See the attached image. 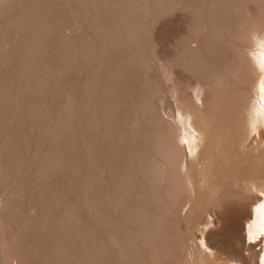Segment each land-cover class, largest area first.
Segmentation results:
<instances>
[{
  "label": "rangeland",
  "instance_id": "obj_1",
  "mask_svg": "<svg viewBox=\"0 0 264 264\" xmlns=\"http://www.w3.org/2000/svg\"><path fill=\"white\" fill-rule=\"evenodd\" d=\"M263 36L264 0H0V264H264Z\"/></svg>",
  "mask_w": 264,
  "mask_h": 264
},
{
  "label": "bare ground",
  "instance_id": "obj_2",
  "mask_svg": "<svg viewBox=\"0 0 264 264\" xmlns=\"http://www.w3.org/2000/svg\"><path fill=\"white\" fill-rule=\"evenodd\" d=\"M241 28H242V27H241ZM242 30H243V29H242ZM258 33H259V32H258ZM258 33H257V37H260V36H259L260 33H259V34H258ZM261 35H262V34H261ZM263 37H264V36H263ZM260 38H262V37H260ZM260 38H256V40H257V39H260ZM261 40H263V39H260L259 41L262 42ZM263 41H264V40H263ZM262 44H264V43H260V45H262ZM263 46H264V45H263ZM263 46H262V47H263ZM263 48H264V47H263ZM250 51H251V50H250ZM249 53H250V52H249ZM250 55H252V54H250ZM257 55H258V54H257ZM249 57H250V56H249ZM255 58H256L257 60L259 59V60H258V61H259V64H256V65H258V66H260V67H262V68L264 69V56L261 54V56L258 55V58H257V57H255ZM255 58H252V59H253V63H254V59H255ZM256 59H255V60H256ZM257 60H256V61H257ZM256 61H255V62H256ZM257 63H258V62H257ZM232 66H233V64H232ZM258 66H257V67H258ZM248 69H249V68H248ZM248 69H247V70H248ZM256 69H257V68H256ZM251 70H252V69H251ZM263 71H264V70H263ZM255 73H256V72H255ZM257 73H259V72H257ZM260 73H261V72H260ZM261 74H262V73H261ZM256 75H257V74H256ZM258 75H259V74H258ZM258 75H257V76H258ZM240 76H241V75H240ZM249 76H250V75H249ZM260 76H262V75H260ZM263 76H264V73H263ZM263 76H262V77H263ZM232 77H233V76H232ZM235 77H236V76H235ZM250 78H251V77H250ZM259 78L261 79V77H259ZM229 79H230V78H229ZM243 79H244V76H243ZM256 80L258 81L257 83H258L260 86H262V84L259 83V80H258V79H256ZM256 80H255V81H256ZM255 81H254V82H255ZM260 81H261V80H260ZM262 81H263V80H262ZM218 82H220V81L218 80ZM245 83H248V82H245ZM255 83H256V82H255ZM263 83H264V81H263ZM230 85H231V84H230ZM254 86H255V85H254ZM243 87H244V86H243ZM256 87H259V86L256 85ZM221 88H222V87H221ZM245 88H246V87H245ZM245 88H244V90H245ZM250 88H251V87H250ZM250 88H249V89H250ZM259 88H260V87H259ZM261 88H263V87H261ZM238 89H239V88H238ZM233 90H236V89L234 88ZM240 90H241V89H240ZM261 90H262V89H261ZM238 91H239V90H238ZM238 91H237V92H238ZM239 93H240V91H239ZM247 93H248V92H247ZM236 94H237V93H236ZM263 98H264V91H263ZM235 100H236V99H235ZM249 100H251V99L249 98ZM224 101H225V100H224ZM244 101H245V103H246V99H245ZM235 102H236V101H235ZM237 102H238V101H237ZM240 102H241V100H240ZM251 102H252V100H251ZM257 102H258V101H257ZM248 103H249V104H248ZM248 103H246V104H248V105H246L247 108H250L251 110H253V108L255 109V108H256V105H257V106H258V107H257V108H258V109H257L258 113L262 111V110L260 111L259 104H256V103L254 104V103L252 102L251 105H250V102H248ZM238 104H239V103H238ZM243 104H244V103H243ZM253 105H254L255 107H254ZM248 106H250V107H248ZM252 106H253V108H251ZM222 107H223V106H222ZM241 107H242V103H241ZM243 107H245V106H243ZM195 108H196V107H195ZM219 108H220V107H219ZM224 109H225V108H224ZM198 110H199V109H198ZM203 110H204V109H203ZM207 110H208V109H207ZM209 110H210V109H209ZM232 110H233V107H232ZM236 110H237V109H236ZM242 110H243V109H242ZM251 110H250V111H249V109H248V110H245V113H246V111H247V114L249 113V115H248V117L250 116L249 119H250V118L253 119V117H256V116H253V117H252V114H250V112H253L254 110H253V111H251ZM219 111H220V110H219ZM191 112H192V111H191ZM222 112H223V111H222ZM240 112H241V111H240ZM262 112H263V111H262ZM243 113H244V112H243ZM194 114H195V113H194ZM223 114H224V113H223ZM256 114H257V113H256ZM191 115H192V113H191ZM191 115H190V116H191ZM199 115H200V113H199ZM242 115H243V114H242ZM260 115H261V114H260ZM260 115H258L259 118H260ZM196 116H197V115H196ZM204 116H205V115H204ZM204 116H203V117H204ZM219 116H221V115H219ZM233 116H234V115H233ZM243 116H246V115H243ZM261 116H262V115H261ZM194 117H195V116H194ZM189 118H190V117H189ZM216 118H217V117H216ZM196 119H198V118H196ZM243 119H245V118H243ZM246 119H247V116H246ZM249 119H248V120H249ZM256 119H258V118H256ZM260 119H261V118H260ZM178 120H179V119H178ZM190 120H191V119H190ZM192 120H193V119H192ZM261 120H262V119H261ZM261 120L259 121V119H258L257 121H259V123L261 124ZM184 121H185V120H184ZM221 121H222V120H220V122H221ZM249 121H250V120H249ZM188 122H191V121H188ZM194 122H195V121H194ZM196 122H197V121H196ZM200 122H201V121H200ZM208 122H209V121H208ZM220 122H219V123H220ZM219 123L217 124V126L219 125ZM247 123H248V125H249L250 122H247ZM189 124H191V123H189ZM189 124H188V125H189ZM193 124H194V123H193ZM209 124H210V123H209ZM220 124H221V123H220ZM250 124H253V122H251ZM185 125H186V124H185ZM194 125H195V126H194ZM194 125H191L193 130L195 129V128H193V127H196V124H194ZM197 125H198V124H197ZM205 125H206V124H205ZM213 125H214V124H213ZM176 126H177V125H176ZM191 126H190V131H192V130H191ZM199 126H200V125H199ZM207 126H208V124L206 125V127L204 126V127H205L204 130H203V126L200 127V128H202V130L205 131L206 128H207ZM209 126H210V125H209ZM215 126H216V125H215ZM220 126H221V125H220ZM240 126H241V125H240ZM242 126H243V125H242ZM246 126H247V125H246ZM253 126H254V125H253ZM257 126H258V125H257ZM182 127H184V126H182ZM187 127H188V126H187ZM211 127H212V126H211ZM218 127H219V126H218ZM247 127H248V126H247ZM249 127H250V126H249ZM251 127H252V126H251ZM251 127H250V128H251ZM213 128H214V127H213ZM241 128H243V127H241ZM252 128L254 129V127H252ZM252 128H251V129H252ZM258 128H259V126L257 127V129H258ZM197 129H198V127H197ZM229 129H230V128H229ZM246 129H247V128H246ZM202 130H201V129H200V130H196V132H197V131H200V132H201ZM233 130H234V129H233ZM177 131H178V130H177ZM177 131H175V133H177ZM223 131H224V130H223ZM230 131H231V130H230ZM184 132H185V131H184ZM196 132H195V133H196ZM214 132H216L215 129H214ZM232 132H233V131H232ZM175 133H174V134H175ZM188 133H189V132H188ZM188 133H187V134H188ZM195 133H194V134H195ZM204 133H205V132H203V133L201 132L200 134H201V135L203 134V136H204ZM208 133H209V132H208ZM217 133H218V132H217ZM230 133H231V132H230ZM230 133H229V134H230ZM236 133H237V132H236ZM242 133H244V132H242ZM249 133H250V132H249ZM214 134H215V133H214ZM218 134H219V133H218ZM222 134H223V133H222ZM222 134H221V137L223 138L224 136H222ZM178 135H179V134H178ZM183 135H184V134H183ZM164 136H165V138L168 137V136H166V135H164ZM172 136H174V135H172ZM194 136H195V135H194ZM207 136H208V135H207ZM219 136H220V135H219ZM160 137H161V136H160ZM175 137H176V134H175ZM178 137H179V136H178ZM171 138H172V137H171ZM196 138H198V137H196ZM202 138H203V137H202ZM213 138H214V137H213ZM217 138H218V137H217ZM225 138H226V137H225ZM173 139H174V138H173ZM177 139H178V138H177ZM189 139H190V138H189ZM210 139H211V138H210ZM210 139L207 140V142L209 141V144H211L213 141H215V140H213V139H212V141H210ZM165 140H167V139H165ZM170 140H171V139H170ZM174 140H175V139H174ZM163 141H164V140H163ZM196 141H197V140H196ZM173 142H174V141H173ZM197 142H198V141H197ZM197 142H196V143H197ZM203 142H204V141H202V144H203ZM207 142H206V143H207ZM210 142H211V143H210ZM216 142H217V140H216ZM165 143H166V142H165ZM178 143H179V142H178ZM180 143H181V142H180ZM196 143H195V144H196ZM217 143H218V142H217ZM217 143H216V144H217ZM166 144H167V143H166ZM175 144H176V143H175ZM199 144H200V143H199ZM212 144H213V146H214L215 142H213ZM196 145L198 146V144H196ZM206 145H207V144H206ZM164 146H165V145H164ZM178 146H179V145H178ZM211 146H212V145H211ZM169 147H170V146H169ZM206 147L208 148V145H207ZM198 148H200V147L198 146ZM218 148H219V147H218ZM241 148H242V147H241ZM167 149H168V148H167ZM202 149H203V148H202ZM208 149H209V148H208ZM210 149H211V148H210ZM214 149H215V148H213V150L211 149V152L214 151ZM171 150H172V149H171ZM204 150H205V149H204ZM256 150H259V149L256 148ZM176 151H177V150H176ZM180 151H181V150H180ZM174 152H175V151H174ZM262 152L264 153V151H262ZM178 153H180V152H178ZM178 153H177V155H178ZM212 153H213V152H212ZM169 154H171V153H169ZM172 154H174V153H172ZM183 154H184V153H183ZM198 154H199V153H198ZM200 154H201V153H200ZM210 154H211V153H210ZM210 154H208V155L210 156ZM181 155H182V154H181ZM196 155H197V154H196ZM175 156H176V155H175ZM178 156H179V155H178ZM183 156H184V155H183ZM194 156H195V155H194ZM206 156H207V155H206ZM172 157H173V156H172ZM181 157H182V156H181ZM254 157H255V156H254ZM188 158H189V157H188ZM228 158H229V157H228ZM182 159H183V158H182ZM192 159H193V158H192ZM192 159H191V160H192ZM194 159H195V158H194ZM235 159H236V158H235ZM247 159H248V158H247ZM183 160H184V159H183ZM167 161L170 162L171 160H167ZM196 161H197V160H196ZM165 162H166V161H165ZM169 162H167V163H169ZM177 162H178V161H177ZM187 162H188V161H187ZM254 162H255V161H254ZM197 163H198V162H197ZM251 163H252V162H251ZM163 164H164V163H163ZM163 164H162V165H163ZM180 164H182V163H180ZM237 164H238V163H237ZM205 165H206V164H205ZM250 165H251V164H250ZM252 165H253V164H252ZM158 166H159V165H158ZM180 166H181V165H180ZM178 167H179V166H178ZM246 167H247V166H246ZM175 169H176V168H175ZM177 169H178V168H177ZM177 169H176V170H177ZM180 169H181V168H180ZM235 169H236V168H235ZM241 169H242V167H241ZM248 169L251 170V168H248ZM259 169H260V168H259ZM169 170H170V169H169ZM178 170H179V169H178ZM191 170H192V169H191ZM226 170H228V169H226ZM236 170H237V169H236ZM263 170H264V169H263ZM166 171H167V170H166ZM179 171H180V170H179ZM186 171H188V169H186ZM259 172H261V170H260ZM183 173H184V172H183ZM263 173H264V172H263ZM187 174H189V173L187 172ZM173 175H174V174H173ZM201 175H202V174H201ZM243 175H244V174H243ZM260 175H261V174H260ZM186 177H187V176H186ZM262 177H263V176H262ZM187 178H188V177H187ZM190 178H191V177H190ZM149 180H150V179H149ZM252 180H253V179H252ZM182 181H183V180H182ZM202 181H203V180H202ZM205 181H206V180H205ZM231 181H232V180H231ZM184 182H185V181H184ZM217 182H218V181H217ZM219 182H220V181H219ZM252 182H253V181H252ZM259 182H260V181H259ZM199 183H200V182H199ZM242 183H244V182H242ZM260 183H261V182H260ZM190 184H191V183H190ZM200 184H202V183H200ZM250 184H251V183H250ZM188 185H189V184H188ZM252 185H253V184H252ZM258 186H259V185H258ZM258 186H257V185H254V188H253V189H254V193H255V190H258V192L261 191V190H259L260 188H258ZM260 186L263 187V185H260ZM172 187H173V186H172ZM247 187H248V186H247ZM262 187H261V188H262ZM200 188H201V187H200ZM249 188H251V187H249ZM249 188H248V189H249ZM240 189H241V188H240ZM216 190H218V189H216ZM196 191H197V190H196ZM196 191H195V193H196ZM218 191H219V190H218ZM262 191H263V188H262ZM262 191H261V192H262ZM167 192H168V191H166V193H167ZM238 192H239V191H238ZM249 192H250V191H249ZM252 192H253V190H252ZM263 194H264V193H263ZM163 195H164V194H163ZM195 195H196V194H195ZM226 197H228V196H226ZM237 197H238V196H237ZM201 198H202V197H201ZM196 199H197V198H196ZM231 199H232V198H231ZM236 199H237V198H236ZM180 200H181V199H180ZM165 201H166V200H165ZM201 201H202V200H201ZM240 201H241V200H240ZM260 201H261V200H260ZM260 201H259V203H260ZM0 202H1V201H0ZM205 202H206V201H205ZM257 202H258V201H257ZM189 203H190V202H189ZM196 203H197V202H196ZM263 203H264V202H263ZM256 205H257V203H256ZM175 206H176V205H175ZM200 208H201V207H200ZM206 208H207V207H206ZM258 208H259V207H258ZM255 209H257V207H256ZM263 209H264V208H263ZM193 211H194V210H193ZM205 211H206V209H205ZM258 211H259V210H258ZM256 212H257V210H256ZM262 212H264V210H263ZM262 212H261V213H262ZM254 213H255V210H254ZM199 214H200V210H199ZM242 214H243V213H242ZM246 214H247V213H246ZM255 215H256V213H255ZM257 215H258V214H257ZM238 216H239V215H238ZM259 216H260V215H259ZM262 216H263V214H262ZM241 217H242V216H241ZM241 217H240V218H241ZM261 218H263V217H261ZM261 218H260V219H261ZM261 220H262V219H261ZM154 221H155V220H154ZM201 221H202V220H201ZM257 221H258V219H257ZM261 222H262V221H261ZM207 223H208V222H207ZM260 224H262V223H260ZM1 226H2V225H1ZM158 226H159V225H158ZM206 226H207V225H206ZM254 226H255V225H254ZM204 227H205V226H204ZM199 228H200V227H199ZM205 228L207 229V227H205ZM249 228H250V227H249ZM261 228H262V227H261ZM239 229H240V228H239ZM250 229H251V228H250ZM199 230H200V229H199ZM203 230H204V229H203ZM205 231H206V230H205ZM249 232H250V231H249ZM252 232L254 233V231H252ZM147 233H148V232H147ZM202 233H203V231H202ZM212 233H213V232L208 233L207 235H205V234H206V233H205V234H204L205 237H204V236H203V237H204V241H206V245L209 246V247H212V248H213V247H215V245H216V238H215L216 235L214 236ZM261 233H262V232H261ZM261 235H262V234H261ZM1 236H2V235H1ZM249 236H250V235H249ZM157 237H158V236H157ZM203 237H201V239H202ZM261 237H262V236H261ZM261 237H259V238H261ZM242 238H243V237H242ZM248 238H249V237H248ZM2 239H3V238H2ZM250 240H251V239H250ZM252 240H253V239H252ZM252 240H251V241H252ZM251 241H250L249 243H251ZM158 242H159V241H158ZM193 242H194V241H193ZM202 242H203V241H202ZM202 242H201V243H202ZM2 243H3V242H2ZM189 243H190V242H189ZM204 243H205V242H204ZM255 243H256V242H255ZM261 243H262V242H261ZM192 244H193V243H192ZM202 244H203V243H202ZM245 244H246V242H245ZM247 244H248V243H247ZM157 245H158V244H157ZM204 245H205V244H204ZM256 245H257V244H256ZM259 245L261 246V244H259ZM262 245H263V244H262ZM151 246H152V245H151ZM247 246H248V245H247ZM260 246H258L257 248H259ZM245 247H246V246H245ZM249 247H250V246H249ZM249 247H248V248H249ZM252 247H254V246H252ZM252 247H251V248H252ZM207 248H208V247H207ZM251 248H250V249H251ZM260 248H261V247H260ZM262 248H263V247H262ZM7 250H8V249H7ZM254 250H255V248H254ZM254 250H252V251L254 252ZM245 251H246V250H245ZM7 252H8V251H7ZM249 252H250V251H249ZM261 252H262V251H261ZM180 254H181V253H180ZM243 254H244V253H243ZM254 254H255V253H254ZM256 254H257V253H256ZM256 254H255V255H256ZM260 254H261V253H260ZM257 255H258V254H257ZM261 255H262V254H261ZM253 256H254V255H253ZM261 257H262V256H261ZM167 258H168V257H167ZM242 259H243V258H242ZM252 259H253V258H252ZM262 260H263V259H262ZM241 261H242V260H241ZM237 263H238V262H237ZM240 263H241V262H240ZM242 263L244 264L245 261H243ZM242 263H241V264H242ZM246 263H247V262H246ZM247 264H248V263H247ZM249 264H250V263H249Z\"/></svg>",
  "mask_w": 264,
  "mask_h": 264
}]
</instances>
